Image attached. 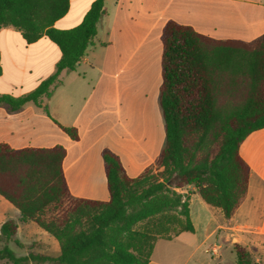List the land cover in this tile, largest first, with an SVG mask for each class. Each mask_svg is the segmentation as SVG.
Here are the masks:
<instances>
[{"label": "trees", "instance_id": "16d2710c", "mask_svg": "<svg viewBox=\"0 0 264 264\" xmlns=\"http://www.w3.org/2000/svg\"><path fill=\"white\" fill-rule=\"evenodd\" d=\"M69 6L70 0H0V30L13 28L28 44L46 36L61 51L52 76L27 95L0 96V103L12 109L31 101L40 104L43 96H51L59 75L74 71L94 44L105 0H96L78 26L56 29ZM161 40L166 145L157 168L131 178L119 157L106 150L109 200L73 198L63 170V146L12 149L0 143V196L19 211L21 221L35 222L61 247L59 257H17L7 246L18 230L10 219L0 229V260L148 264L157 240L194 232L190 195L183 192L190 187L227 221L232 219L250 181L241 144L264 129V35L252 42L218 40L169 21ZM62 128L78 139L75 128ZM234 251L236 264L252 263L246 246L235 243Z\"/></svg>", "mask_w": 264, "mask_h": 264}, {"label": "crops", "instance_id": "0c3cea01", "mask_svg": "<svg viewBox=\"0 0 264 264\" xmlns=\"http://www.w3.org/2000/svg\"><path fill=\"white\" fill-rule=\"evenodd\" d=\"M95 1L70 0L68 12L54 27L68 30L78 26ZM169 21L191 26L214 39L252 42L264 35V0H105V15L94 44L74 71L59 75L50 97L19 109L0 103V143L12 149L63 146V170L73 198L109 200L106 150L119 157L131 178L156 169L166 145L160 103L161 36ZM60 58L59 46L46 36L28 44L19 31L1 29L0 96L17 98L31 93L56 72ZM62 127L75 128L78 139ZM240 154L251 170L252 161L264 164V129L246 138ZM183 192L190 195L195 230L157 240L148 264H234L231 255L223 251L224 243L233 247L239 243L251 253L264 247V226H253L248 219L255 210L253 203L244 209L246 219L238 218L242 201L227 221L220 209L207 204L192 187ZM18 220L27 223L21 221L20 213ZM54 239L34 241L29 249L45 256L50 255L43 250L55 249L61 255L60 244ZM255 262L261 263L259 259Z\"/></svg>", "mask_w": 264, "mask_h": 264}, {"label": "rangeland", "instance_id": "374dc122", "mask_svg": "<svg viewBox=\"0 0 264 264\" xmlns=\"http://www.w3.org/2000/svg\"><path fill=\"white\" fill-rule=\"evenodd\" d=\"M242 149L243 152H246L247 145H244ZM254 151L255 153H257V158H258V147H256ZM244 198L242 199L243 204L239 212L241 214L238 216V218L246 219L247 214L244 213V209L245 207H247V204L253 203L255 205V210L252 211L253 212L252 214L248 215V219L251 222V225L253 226H264V164L258 159L252 161L249 192L247 196H245ZM2 218H4L3 223L7 220L12 219L16 221V223L19 226L18 227L19 230H17L14 239L7 244V246L14 252V254L17 257H23L30 254L32 250H30L29 247L34 241H39V240L46 241L48 239H52L55 241V239L50 234H48L46 231L41 229L35 222H27V223L20 222L18 220L19 219L18 210L12 204L6 201L2 196H0V220ZM2 224L0 223V229ZM246 230L247 232L262 234L261 231L256 229H246ZM213 241L214 238L210 242ZM17 243H21L23 246H20ZM3 246L4 244L0 245V248H2ZM223 251H227V253L231 255L233 263L236 264V253L234 251V247L231 246L230 242L224 243ZM42 252L44 254H48L53 257L60 255V251L55 249L46 250V251L43 250ZM209 259H214V258L209 257ZM252 259L253 262L251 264H264V247L261 246L257 252H252ZM256 259H259L261 263H256L255 262ZM0 264H12V262L7 260H0ZM24 264H37V263L34 261L33 262L29 261ZM45 264H56V263L48 262Z\"/></svg>", "mask_w": 264, "mask_h": 264}]
</instances>
